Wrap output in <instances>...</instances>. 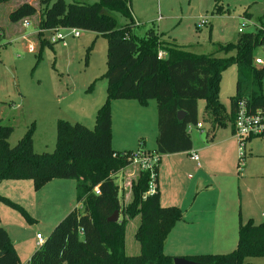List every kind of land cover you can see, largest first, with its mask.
<instances>
[{
  "label": "rangeland",
  "instance_id": "rangeland-1",
  "mask_svg": "<svg viewBox=\"0 0 264 264\" xmlns=\"http://www.w3.org/2000/svg\"><path fill=\"white\" fill-rule=\"evenodd\" d=\"M55 1L51 0L50 5ZM65 1L93 4L99 0ZM24 2L37 9L35 15L27 17V27L23 26L22 20L11 22L8 19V13ZM131 4L137 32L152 28L197 53L224 57L225 54L217 50V43L236 41L242 33L240 28L243 33L264 31V0H131ZM42 10L39 0L0 3V24L10 35L0 40V121L13 128L7 138L11 146L30 131L33 150L51 153L56 146L60 119L83 125L88 130L94 129L98 109L107 100L108 40L83 29H79L81 35L75 37L70 29H66L59 31L66 35L64 41L52 42L53 32L41 31L37 26ZM113 15L120 25L129 22L116 12ZM203 16L208 17L209 24L200 26L198 23ZM29 43L34 47L30 48ZM255 55L264 57L261 44L255 49ZM236 81L237 66L233 64L224 71L218 92L228 115ZM262 82L264 92V76ZM197 103L204 130L191 125L189 131L193 141L199 140L206 146L203 150H194L199 157V170L197 160L191 162L188 154L156 153L155 99H149L145 104L132 98L109 100L112 150L133 153L144 150L158 156L156 178L160 204L181 211L163 243V252L172 258L196 253H231L238 246L236 231L240 220L244 224L264 221V136L246 140L245 155L241 157L239 137L232 132L233 121L228 119L226 125L213 126L204 118L206 99H198ZM137 179L138 172L130 166L115 174L122 206L118 221H126L125 251L128 255H137L141 251L136 239L140 215L128 219L125 213L127 205L134 201L132 191ZM28 183L26 180L5 182L0 189L6 191L1 194L12 201L27 199V208L37 205L40 221L35 222L3 199L0 200V218L8 224V236L34 244L37 233L48 236L65 215L50 225L47 218L55 212L52 195L41 190L34 200V191L41 188L36 189L34 182L30 188ZM73 198V204H76V195ZM201 202H211L216 207V213L210 217L217 220L211 219L209 224L208 221L195 223L202 222V218L192 219L194 212L191 209ZM198 233L200 236L196 235ZM196 236L200 237L199 242ZM18 253L21 255V251ZM20 255V262L26 263L27 258ZM247 261L264 264V254L251 256Z\"/></svg>",
  "mask_w": 264,
  "mask_h": 264
},
{
  "label": "trees",
  "instance_id": "trees-1",
  "mask_svg": "<svg viewBox=\"0 0 264 264\" xmlns=\"http://www.w3.org/2000/svg\"><path fill=\"white\" fill-rule=\"evenodd\" d=\"M50 2L39 0L43 10L37 26L41 31L71 27L107 38V100L98 109L93 130L60 119L56 146L51 153L33 150L30 131L11 146L7 138L13 128L0 121V181L31 178L39 189L52 178L76 180V207L54 226L27 264H174V258L163 252V243L181 211L160 204L158 187L156 193L146 195L149 171L139 172L132 191L134 201L125 208L128 219L137 214L141 218L136 232L141 246L139 254L128 255L125 251L126 221H108L115 211L122 213L115 174L131 165L133 153L112 150L109 100L132 98L143 104L152 98L156 100L158 155L192 150L189 127L200 122L198 99L207 101L206 120L216 126L226 125L230 119L235 134L234 119L240 102L252 112L264 111V64L257 65L254 60L255 49L264 43V31L242 32L234 42L217 43V50L225 54L218 57L188 50L168 34L152 28L137 32L131 0H99L93 4ZM114 12L129 22L120 25ZM36 13L34 5L24 2L8 13V19L18 22ZM5 31L0 24V40ZM160 49L166 51L165 58H158ZM233 64L237 66V81L228 115L218 92L224 71ZM180 110L185 112L181 120L177 116ZM2 199L29 217L15 202L0 195ZM0 252V264H21L2 226ZM259 254H264V221L244 224L240 220L234 251L186 258L202 264H253L247 258Z\"/></svg>",
  "mask_w": 264,
  "mask_h": 264
},
{
  "label": "crops",
  "instance_id": "crops-1",
  "mask_svg": "<svg viewBox=\"0 0 264 264\" xmlns=\"http://www.w3.org/2000/svg\"><path fill=\"white\" fill-rule=\"evenodd\" d=\"M132 14H133V12H132ZM133 17H134V15H133ZM134 19H135V17H134ZM7 33L8 32L5 33V37L7 35V38H8L10 35L7 34ZM158 33H160V32H158ZM32 45H34V44H32ZM205 116H206V113L204 115V118H205ZM200 130L203 131L204 130V126ZM232 132H233V127H232ZM208 133L209 132L207 131V136H208ZM205 147L206 146L201 144V141L195 140V141H193V147H192L191 151L181 152V153L188 154L191 162H195L196 160L191 158V154L193 152H195L194 150H197V149L203 150ZM39 153H41V152H39ZM195 153L197 154V152H195ZM197 161H196V164H197L196 168H198V170H199L201 168L200 167V162H199V160H197ZM194 166H196V165H194ZM24 180L29 182L28 184H30V185H28V186H30V188L33 187V183H32L33 180L31 178L7 179V180H4V181H0V186H2L5 182H13V181L23 182ZM1 189H0V195L6 197L5 195L1 194V192L4 193V191H6V190H3V188H1ZM41 190H45L44 193L46 195L50 194L53 197V200H52L53 205L52 206H53V208H55V212H54L53 215H51V217L47 218V220H49V224L50 225H54L56 223V221L60 220L63 217V215H66V211H68L69 209L72 210L74 207H76V204H73L74 203L73 202V199H74L73 197H74V195H76V180L75 179L52 178L46 184H44L39 191H36V190L34 191V197H35L34 200L39 196V192ZM16 200H15L16 204L19 205L21 207V209L24 210L32 220H34L35 222H39L40 221V216L38 215V209L39 208H37V205L33 204V207L27 208V202H28L27 199H25V198H16ZM15 201H13V202H15ZM71 210H69V211H71ZM188 210H190V209H188ZM191 211L194 212V216L191 217L192 219L195 218V217H201L202 218V222L193 220L197 224H203L204 222H207V221H208V224H209V221L211 219H214V218L217 220L216 217H214V218L210 217V215H212L213 213H216L215 212L216 211V207L211 202H208V203L201 202V203H199L196 206V208H192ZM0 226L6 228L8 226V224H5L3 222V220L0 218ZM5 230L7 231V233H9L7 228ZM200 231L201 230H199V232ZM234 231H236V229H234ZM236 233H238V235H239V226L237 227ZM224 234H226V233H224ZM196 235L200 236L199 233L196 234ZM234 235H235V233H234ZM46 237L47 236H45V239H46ZM225 237H226V235H224V239H225ZM9 238L12 241L17 254L20 255L18 252L21 251V255L20 256H25L27 258L26 263H24V264H27L29 259H30V257L32 256V254L39 247L38 244H37V238H36V242H34V244L33 243L27 244L26 241H24L23 238L20 239V237H16V236H11V237L9 236ZM197 238H198V242H199L200 241V237H197ZM22 241H24V242L22 243ZM197 254H202V253H196V254H193V255H197Z\"/></svg>",
  "mask_w": 264,
  "mask_h": 264
},
{
  "label": "built area",
  "instance_id": "built-area-1",
  "mask_svg": "<svg viewBox=\"0 0 264 264\" xmlns=\"http://www.w3.org/2000/svg\"><path fill=\"white\" fill-rule=\"evenodd\" d=\"M23 26H29V21L27 18L22 19ZM200 26L209 24V19L207 16H203L200 18L199 23ZM70 29L71 34L75 37H79L81 35L80 30L78 28H71V27H59L55 29H51L53 32L52 35V42L57 41H64L66 35L62 34L59 31ZM240 32H243V28L239 29ZM56 32V33H54ZM65 43V42H64ZM30 48H33L34 45L31 43L29 44ZM262 48L264 49V43L262 44ZM167 55L166 51L158 50V58L162 59L165 58ZM255 64L263 65L264 64V57L260 55H256ZM197 128L201 129L203 127L202 123H198L196 125ZM190 128V127H189ZM234 131L239 137V153L240 156L245 155V141L246 138L251 136H259L264 134V111L262 110H255L254 112L248 110L243 102L239 103V108L236 112V116L234 119ZM191 158L194 160H198V155L193 152L191 154ZM159 161V157L153 155L144 150H139L137 152L132 153L131 156V165L134 171H137L138 174L140 171H149L150 174V182H149V189L146 192V195H152L157 192V178H156V163ZM95 191L99 193L98 187L95 188ZM37 244L38 246L42 245L45 241V237L41 234L36 235Z\"/></svg>",
  "mask_w": 264,
  "mask_h": 264
},
{
  "label": "water",
  "instance_id": "water-1",
  "mask_svg": "<svg viewBox=\"0 0 264 264\" xmlns=\"http://www.w3.org/2000/svg\"><path fill=\"white\" fill-rule=\"evenodd\" d=\"M177 116H178V119L181 120V119L184 118L185 112L183 110H180L178 112ZM118 217H119V213H118V211H115L113 213V215H111L108 218V221H110V222H116V221H118ZM1 254H2V252H0V255ZM173 262H174V264H202L200 262H196V261L187 259L186 257H176V258H174Z\"/></svg>",
  "mask_w": 264,
  "mask_h": 264
}]
</instances>
